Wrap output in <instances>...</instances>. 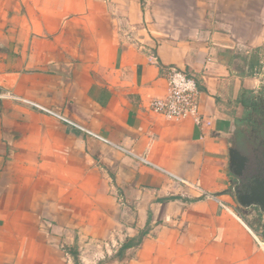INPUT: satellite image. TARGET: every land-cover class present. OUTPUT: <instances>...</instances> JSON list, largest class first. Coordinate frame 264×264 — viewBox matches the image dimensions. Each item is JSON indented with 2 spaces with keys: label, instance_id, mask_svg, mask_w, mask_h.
Masks as SVG:
<instances>
[{
  "label": "crops",
  "instance_id": "crops-1",
  "mask_svg": "<svg viewBox=\"0 0 264 264\" xmlns=\"http://www.w3.org/2000/svg\"><path fill=\"white\" fill-rule=\"evenodd\" d=\"M263 60L264 0H0V93L130 152L0 97V264H264L227 154ZM167 66L201 124L148 109Z\"/></svg>",
  "mask_w": 264,
  "mask_h": 264
},
{
  "label": "built area",
  "instance_id": "built-area-1",
  "mask_svg": "<svg viewBox=\"0 0 264 264\" xmlns=\"http://www.w3.org/2000/svg\"><path fill=\"white\" fill-rule=\"evenodd\" d=\"M165 79H166V90L164 95L156 96L151 98L149 101L148 109L154 113H157L168 120L181 121L186 118H192L195 124H201L202 118L199 110V88L196 79L188 72L176 67L167 66L163 69ZM260 77V82L262 84L264 80V60L261 62L259 70L256 73ZM1 98L13 99L18 101H23L29 105L40 108L46 113L68 123L69 125L76 127L90 136L97 138L103 143L117 148L123 152H128L125 148L118 146L106 138L95 134L94 132L87 130L75 122L69 120L62 114L55 111L42 108L38 104L31 102L29 100H22L15 96L10 91H3L0 93ZM141 161L145 162V160ZM175 177V176H173ZM177 178V177H176ZM178 179V178H177ZM205 196L216 199V196L204 193ZM223 206V204H221Z\"/></svg>",
  "mask_w": 264,
  "mask_h": 264
},
{
  "label": "water",
  "instance_id": "water-1",
  "mask_svg": "<svg viewBox=\"0 0 264 264\" xmlns=\"http://www.w3.org/2000/svg\"><path fill=\"white\" fill-rule=\"evenodd\" d=\"M233 126L228 135L227 154L231 175L237 180L233 193L240 207H256L264 215V152L255 156L254 169L247 170L251 157L237 147Z\"/></svg>",
  "mask_w": 264,
  "mask_h": 264
},
{
  "label": "flooded vegetation",
  "instance_id": "flooded-vegetation-1",
  "mask_svg": "<svg viewBox=\"0 0 264 264\" xmlns=\"http://www.w3.org/2000/svg\"><path fill=\"white\" fill-rule=\"evenodd\" d=\"M258 115L264 116V99H261V103L253 107L252 111L240 122L238 134L241 133L245 147H240L239 139H237V147L251 157L247 170L254 169L255 156L264 152V120L258 122ZM248 131L250 133L247 134Z\"/></svg>",
  "mask_w": 264,
  "mask_h": 264
},
{
  "label": "rangeland",
  "instance_id": "rangeland-1",
  "mask_svg": "<svg viewBox=\"0 0 264 264\" xmlns=\"http://www.w3.org/2000/svg\"><path fill=\"white\" fill-rule=\"evenodd\" d=\"M257 114V113H256ZM261 120H264V116H259L258 115V122H260ZM248 127V126H247ZM238 132H239V128H237V130H236V141H237V139H239L238 141L240 142L239 144H240V147L241 148H244L245 146H244V144L242 143L243 141H242V139H241V133L240 134H238ZM248 133H250L249 131L247 132V134ZM238 135V136H237ZM252 208H254V210H257V208L256 207H252Z\"/></svg>",
  "mask_w": 264,
  "mask_h": 264
},
{
  "label": "trees",
  "instance_id": "trees-1",
  "mask_svg": "<svg viewBox=\"0 0 264 264\" xmlns=\"http://www.w3.org/2000/svg\"><path fill=\"white\" fill-rule=\"evenodd\" d=\"M139 240V239H138ZM126 247H128V242H125L122 247L120 248V251L124 250ZM119 251V252H120Z\"/></svg>",
  "mask_w": 264,
  "mask_h": 264
}]
</instances>
